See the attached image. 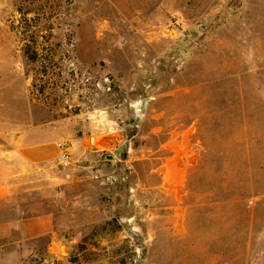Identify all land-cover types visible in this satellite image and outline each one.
<instances>
[{"label":"rangeland","instance_id":"1","mask_svg":"<svg viewBox=\"0 0 264 264\" xmlns=\"http://www.w3.org/2000/svg\"><path fill=\"white\" fill-rule=\"evenodd\" d=\"M15 170L0 264H264V0H0Z\"/></svg>","mask_w":264,"mask_h":264},{"label":"crops","instance_id":"2","mask_svg":"<svg viewBox=\"0 0 264 264\" xmlns=\"http://www.w3.org/2000/svg\"><path fill=\"white\" fill-rule=\"evenodd\" d=\"M55 153L54 149L51 150L49 146H40V147H26V148H16L13 152L15 160L13 161V167L20 169V166L23 164H33L39 160L46 159L47 157ZM20 171V170H19ZM16 170L13 172V175H6L5 173L0 172V198L5 197L11 188L13 180L18 176ZM12 177V178H10Z\"/></svg>","mask_w":264,"mask_h":264},{"label":"trees","instance_id":"3","mask_svg":"<svg viewBox=\"0 0 264 264\" xmlns=\"http://www.w3.org/2000/svg\"><path fill=\"white\" fill-rule=\"evenodd\" d=\"M33 40L34 43H26L23 50L28 60H30L31 62H36L41 59L43 55L37 45L36 38H34Z\"/></svg>","mask_w":264,"mask_h":264},{"label":"built area","instance_id":"4","mask_svg":"<svg viewBox=\"0 0 264 264\" xmlns=\"http://www.w3.org/2000/svg\"><path fill=\"white\" fill-rule=\"evenodd\" d=\"M69 160V153L68 150L66 148H64V146H60V154L58 156V161L60 164H66L68 163Z\"/></svg>","mask_w":264,"mask_h":264}]
</instances>
